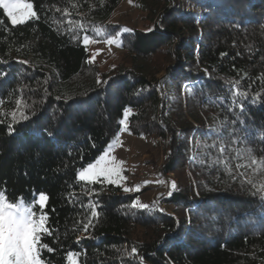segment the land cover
<instances>
[{
	"label": "trees",
	"instance_id": "16d2710c",
	"mask_svg": "<svg viewBox=\"0 0 264 264\" xmlns=\"http://www.w3.org/2000/svg\"><path fill=\"white\" fill-rule=\"evenodd\" d=\"M134 1L153 24L145 30L110 21L124 0H31L37 18L17 26L0 9V189L28 202L47 194L46 264H68V251L78 264H264V192L244 182L264 177L248 169L233 180L202 147L215 139L210 128L235 120L249 138L237 147L264 158V0ZM117 33L127 60L103 71L83 36L104 43ZM234 87L246 93L243 112L231 105ZM21 110L29 119L9 135ZM122 119L161 142V174L177 186L165 212L77 179Z\"/></svg>",
	"mask_w": 264,
	"mask_h": 264
},
{
	"label": "snow or ice",
	"instance_id": "6c2138e0",
	"mask_svg": "<svg viewBox=\"0 0 264 264\" xmlns=\"http://www.w3.org/2000/svg\"><path fill=\"white\" fill-rule=\"evenodd\" d=\"M0 9L3 10V14L10 21L11 25L17 26L28 22L31 19L37 18V12L34 10V4L31 0H0ZM83 28V25H79ZM127 31V30H125ZM98 34V33H97ZM116 36H110L107 38L106 43L112 45L117 42ZM92 39L89 35L83 36L84 46L87 45ZM6 73L0 72V78H3ZM98 84H108V81H97ZM191 87V86H188ZM241 98L247 99L246 93L236 90L235 87L231 96V105L233 107H239L243 112V104ZM3 100L0 99V104H3ZM255 102V101H253ZM17 107L22 109L19 101H17ZM232 111V108H229ZM129 109H125L124 115L127 117ZM29 117L25 115L23 110L20 111L19 117L16 112L11 115L12 123L8 124V134L13 135L15 133L14 123H18L21 120H27ZM0 123H3L0 120ZM237 121H220L214 128H210L208 132L215 134V139H212L211 143H205L202 145L204 149V156H212L215 152V156L212 159L213 166H222L231 179H237V176L246 178L247 170L251 169L252 173L258 174L264 177V158L258 159L252 152L251 148H241L237 145L248 142L247 136H241L237 133L236 129L230 127L231 124H236ZM242 123V122H241ZM121 125H125V120L120 121ZM126 126V125H125ZM208 132L204 135L208 136ZM49 136L52 133H47ZM211 139V137H208ZM264 143V137L260 140ZM191 144V139L189 140ZM108 153L105 152L100 155L94 163H89L87 167L81 169L78 172V180L87 182L88 184H108L118 185L125 177L122 176L121 162H117L115 159H108ZM195 159V157H193ZM232 161H237L232 165ZM201 163L204 160L201 159ZM244 169L245 171H241ZM248 185H250L254 191L253 195L258 192H264V179L259 182H254L253 179H245ZM177 186L175 182H172L171 188L175 189ZM133 189L124 187V192H130ZM92 191L89 190V196ZM35 198L28 202L23 197L10 198L7 195V189H0V264H46V261L42 259V253L46 250L52 252L53 249L48 244L43 243L42 239L46 235H51L50 229L46 227L48 220L45 208L47 207V194L40 192L34 194ZM169 196L172 192L169 191ZM81 207L93 208L91 215L93 218L96 216L94 206L81 205ZM133 208L148 209L149 205L140 203L138 200L132 204ZM83 231H87L91 225V220L88 222H81ZM135 254L136 248L132 249ZM80 253L68 251L67 261L68 264H77V257ZM50 264V261L47 262Z\"/></svg>",
	"mask_w": 264,
	"mask_h": 264
},
{
	"label": "rangeland",
	"instance_id": "374dc122",
	"mask_svg": "<svg viewBox=\"0 0 264 264\" xmlns=\"http://www.w3.org/2000/svg\"><path fill=\"white\" fill-rule=\"evenodd\" d=\"M134 2V0H124L110 21L124 26L130 25L138 30H145L153 25L150 20H146L140 11H137ZM87 48L89 60L97 63L103 71L123 64L127 60V53L121 49L118 40L112 45L106 42L94 43L89 41ZM162 76L163 73H159L155 78L158 80ZM125 125L121 126L117 136L109 142L101 154L107 152L108 159L123 162L121 168L123 170L122 176L125 179L120 184L113 186L121 188L122 191L124 187L133 189L130 192L123 191L124 195L134 196V201L138 200L143 204L154 203L161 211L165 212L163 199L169 196V191L175 190L171 188L175 179L172 174H161V166L165 160L161 142L154 136L136 137L127 129L126 122ZM103 184L108 185L107 182Z\"/></svg>",
	"mask_w": 264,
	"mask_h": 264
}]
</instances>
